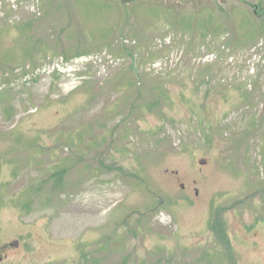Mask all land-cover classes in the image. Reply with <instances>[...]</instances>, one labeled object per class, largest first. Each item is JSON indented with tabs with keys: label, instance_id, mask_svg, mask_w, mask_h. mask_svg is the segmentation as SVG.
<instances>
[{
	"label": "rangeland",
	"instance_id": "obj_1",
	"mask_svg": "<svg viewBox=\"0 0 264 264\" xmlns=\"http://www.w3.org/2000/svg\"><path fill=\"white\" fill-rule=\"evenodd\" d=\"M0 264H264V0H0Z\"/></svg>",
	"mask_w": 264,
	"mask_h": 264
},
{
	"label": "trees",
	"instance_id": "obj_2",
	"mask_svg": "<svg viewBox=\"0 0 264 264\" xmlns=\"http://www.w3.org/2000/svg\"><path fill=\"white\" fill-rule=\"evenodd\" d=\"M25 210H27V209H25ZM215 222H216V220H214V222H213V227H214V225H215Z\"/></svg>",
	"mask_w": 264,
	"mask_h": 264
}]
</instances>
